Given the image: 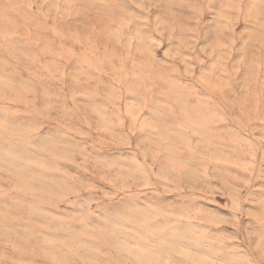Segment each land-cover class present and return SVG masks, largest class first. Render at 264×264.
I'll return each instance as SVG.
<instances>
[{
	"label": "rangeland",
	"instance_id": "1",
	"mask_svg": "<svg viewBox=\"0 0 264 264\" xmlns=\"http://www.w3.org/2000/svg\"><path fill=\"white\" fill-rule=\"evenodd\" d=\"M0 264H264V0H0Z\"/></svg>",
	"mask_w": 264,
	"mask_h": 264
}]
</instances>
